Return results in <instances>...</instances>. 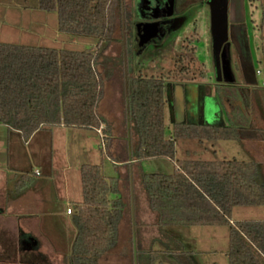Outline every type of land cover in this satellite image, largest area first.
Returning a JSON list of instances; mask_svg holds the SVG:
<instances>
[{"label": "trees", "instance_id": "obj_1", "mask_svg": "<svg viewBox=\"0 0 264 264\" xmlns=\"http://www.w3.org/2000/svg\"><path fill=\"white\" fill-rule=\"evenodd\" d=\"M122 2L37 0L39 11L56 14L59 33L93 38L96 46L76 52L0 43L1 125L20 133L25 140L42 127L59 125L98 130L105 124L104 134L110 133L109 124L97 110L104 83L97 69V50L112 41ZM190 42L184 48L193 54ZM174 62L177 75L188 74L191 57L186 65L180 57ZM167 75L147 78L138 74L129 78L132 159L173 161L175 141L179 139H239L233 127L183 124L173 125L166 138L163 91ZM106 146L104 142L103 147ZM175 165L177 170L172 174H146L140 178L149 209L155 213L156 226L227 227L228 264H264V221L231 222L234 207L264 206V179L256 164L233 158L176 160ZM79 173L82 201L74 207L71 220L75 236L64 263L99 264L117 243L123 213L120 181L104 177L100 165H82ZM170 250L169 247L158 252L160 256L147 257V264H178L169 256Z\"/></svg>", "mask_w": 264, "mask_h": 264}, {"label": "crops", "instance_id": "obj_2", "mask_svg": "<svg viewBox=\"0 0 264 264\" xmlns=\"http://www.w3.org/2000/svg\"><path fill=\"white\" fill-rule=\"evenodd\" d=\"M35 11H39L37 0H0V43L42 47L25 43L27 41L34 44L42 31L39 28H29L26 23V14ZM19 17L21 19L18 21ZM22 19L25 23H22ZM20 23L22 24L21 28L17 26ZM18 31L27 35L25 41L21 44L6 42L7 38H15ZM204 82L205 79L165 80L163 91L165 100L164 119L165 109L168 108L170 134L173 125L176 124L236 128V100L230 106L229 94L224 92L225 97L221 96L222 91L234 89L236 83L232 86L213 85L216 87L215 98L212 93L211 95L208 94L207 87L210 85ZM247 84L253 86L254 82H247ZM196 87L200 88L199 93ZM209 99H213V107L208 104ZM97 110L110 126L109 134H104L105 124H101L99 128H102L103 143L106 142L107 145L103 147L105 154L113 159L112 162L117 167L118 177L112 178H118L120 181V194L123 203L117 243L109 252L113 251L122 241L121 243L125 242V245L121 246V251L124 250L125 255L131 256L133 260L134 250L129 243L132 238L130 223L133 218L143 226L145 224L156 226V216L149 209L146 196L140 185V178L146 174H160L146 171V165L150 164L149 167H155V169L160 168L161 163L159 161L165 158L143 161L132 159L131 150L122 137L127 125L126 122L125 124L117 123L112 115L101 113L99 108ZM126 116L128 118V114ZM59 129L70 128L62 125L42 127L25 140L20 133L10 131L0 124V257L11 259V264H42V260L44 261L46 258L59 256L57 252L62 247V228L65 218L69 217L73 226L71 219L74 207L82 201V197L80 201H77L73 172L75 167L63 155L67 149L65 134ZM118 129L121 130L122 135L112 137L111 135L116 134ZM92 131L100 137L97 130ZM246 141L248 144L245 145L251 144L247 149V154H251L252 147L254 149H263L264 147V139L258 136L247 138ZM219 142L221 141L176 140L174 160L165 159L171 165V170L169 169L166 175L177 170L176 160L221 161L216 154L219 147L216 143ZM222 142H236V140ZM82 165L91 164L80 163L78 165L79 181V170ZM262 176L264 179V175ZM77 187H79V182ZM70 204H72L71 214H67L68 208L64 211V206H70ZM129 211L130 214H128ZM123 218L128 223V230L126 234L124 233L125 235L121 234V226L124 224ZM155 228L144 229L145 232L139 229L141 233L138 236L137 244H139V250H143L141 252L143 258L160 256L161 253L158 252L173 246V243H178L174 237L169 238L170 235L162 238L161 229L157 226ZM153 240L158 241L165 249L154 250ZM159 262L155 264H166Z\"/></svg>", "mask_w": 264, "mask_h": 264}, {"label": "rangeland", "instance_id": "obj_3", "mask_svg": "<svg viewBox=\"0 0 264 264\" xmlns=\"http://www.w3.org/2000/svg\"><path fill=\"white\" fill-rule=\"evenodd\" d=\"M123 2L125 7L124 9H121L120 17L115 23L112 41L102 44L97 50L99 51V64L97 65V69L102 73L104 79L102 98L98 104V108L101 113L104 112L112 115L113 119L116 120L117 123L119 122L120 124H125L126 122L127 125L124 129L122 137L124 138L123 141L128 144L130 148L129 150H131L133 144V129L130 125L128 114L130 101L129 94L131 87L130 81L128 79L129 76H137L138 72L141 74V76L147 78L157 77L158 74L166 76L167 70H171L173 68V62L176 58H182L183 64L186 65L188 59L191 57L192 62L187 75H175L174 77H168L166 80L205 79L204 83L210 85L207 87V90H209L208 94L211 95L212 93L215 98L216 87L213 85L217 83L215 82L212 75L214 73V62L212 61L211 55L209 13L205 5H201L199 2L193 0H179L177 2L178 10H186L187 4L192 5L190 6L189 19L186 23L181 25L182 28L174 37L172 44H170L163 52H160L157 57L155 56L153 60L140 59L139 67L136 69L130 68L131 71L128 73V71L125 70L124 65L122 35L128 36L125 33L128 32L129 34V30L124 33L122 31L127 24L125 19L126 10L128 11L127 4L129 0H123ZM256 4L257 1H253L251 6L246 4V13L254 11L252 8ZM26 15V23L28 24L29 28L33 27L35 29L39 28L42 30L39 33L40 35L36 39L35 43L32 44L26 41L25 43H29L27 45H39L46 48L76 52L84 51L96 46V40L93 38L70 36L59 33L57 30V18L55 13H43L35 11L32 13H27ZM36 18H39V20L35 21ZM20 19L21 18L19 17L18 21ZM22 23H25V21L23 20ZM21 25L22 24L20 23L17 26L21 28ZM19 32L20 31L16 33L15 38H11L9 36L10 38H7L8 40L6 42L21 44L23 41H25V36L27 35ZM183 37H185L184 42L182 40ZM189 40L191 41L190 46L194 47L193 54H188L185 48H180L181 45H188ZM252 54L253 61L251 64V71L254 74V85L249 86L247 81L239 78L236 81L237 83L234 89H226L221 93V96L224 97V92L229 94L228 97L230 98V106L235 102L234 100H236V130L240 138L236 140V142L221 141L216 143V145L219 146L216 154L220 160H230L235 157V159L239 161L252 162L258 167L259 174L264 175V147L263 149H254L252 147L250 150L251 154H247V149L251 146V144L245 145L248 144V141H246L247 138L258 136L259 138L264 139V59H262L255 50H252ZM135 59L136 58H134V61L136 62ZM200 71L203 72L204 76L200 75ZM192 75H194V77H192ZM196 88L198 89L197 92L199 93L200 88ZM207 102L211 105V107H213V99H209ZM217 102L219 103L218 100ZM127 114L128 118L126 116ZM164 122L165 136L169 137L171 128L168 123V108L165 109ZM59 130L65 134L67 149L63 155L65 156V159L69 163H73V167H75L73 172L75 178L74 182L76 184L77 201H80L82 197L78 175V165H80V163L100 165L101 172L104 177H118L117 167H115L112 162L113 159H111L108 154H105L104 148L101 144L103 140L92 133V130L78 128ZM117 135H122L121 130H116V134L111 136L116 137ZM78 139L79 141H77ZM159 162L161 163L160 168L155 169V167H149V164L146 165L148 170H145L150 173L167 174L171 168V165L165 159H160ZM260 175L259 179L261 178ZM78 182L79 187H77ZM71 205L72 204H70V206L65 205L64 211L66 208L71 210ZM129 205L131 206V203ZM128 214H130V211ZM241 221H264V206L234 207L231 213V222ZM123 222L124 224L121 226V234H126L128 230V223L124 218ZM155 227L151 226L150 224H145V226L138 224L133 218V221L130 223L132 238L129 241L134 250L133 260L131 256L125 255L124 250L121 251V246L125 245V242L121 243V241L113 251L107 253V255H104L100 259L99 264H147L148 258H143V256H141V252L143 250L140 251L138 247L139 244H137L139 239L138 236L141 233L139 232V229L145 232L144 229H156ZM62 229V247L57 252L59 256H52L49 259L46 258V260H42V264H65L64 257L62 256H67L70 253L71 244L75 236V230L70 223L69 217L65 218L64 227ZM161 235H163L161 236L162 238L166 237V235H170L178 240V243H176L177 245L173 243V246L170 247L171 250L169 251V253H171L169 256L177 259L179 261L178 264H228L226 256L228 250L227 227L172 226L162 228ZM162 240L165 242L164 239ZM152 243V245H154V250H162L164 248L158 241L155 242L153 240ZM144 260H146V262ZM11 263V259L0 257V264Z\"/></svg>", "mask_w": 264, "mask_h": 264}, {"label": "flooded vegetation", "instance_id": "obj_4", "mask_svg": "<svg viewBox=\"0 0 264 264\" xmlns=\"http://www.w3.org/2000/svg\"><path fill=\"white\" fill-rule=\"evenodd\" d=\"M178 1L172 0V10H169L167 7L169 0H129L128 11L125 9L127 24L122 31L124 33L129 30V34L125 33L128 36L122 35L124 65L128 73L131 71L130 68L139 67L140 59L153 60L155 56L157 57L160 52L172 44L174 37L182 28L181 25L189 19L190 6L192 5L187 4L186 10H178ZM219 1L216 0L218 3ZM253 1H257V4L252 8L254 11L246 13V4L251 6ZM207 2L208 0H204L199 4L205 5L209 13ZM124 7V2H122L121 9ZM144 25L148 26L146 30H143ZM138 26L139 31H137ZM227 27V40L219 54L220 63L218 67L214 65L212 74L215 82L216 73L219 74L222 81L216 82L215 85L232 86L237 83L239 78L247 82H254V74L251 71L252 50H255L264 59V0H227ZM140 39L143 42L141 46H139ZM182 40L184 42L185 37ZM186 46L181 45L180 48L183 49ZM222 53H224V59L221 60ZM134 58H136V62ZM176 70V64L173 62V68L167 70V76L174 77L177 75ZM138 74L140 73L138 72ZM200 75L204 76L203 72L200 71ZM131 77L129 76L128 79ZM224 77L232 81L224 83Z\"/></svg>", "mask_w": 264, "mask_h": 264}, {"label": "water", "instance_id": "obj_5", "mask_svg": "<svg viewBox=\"0 0 264 264\" xmlns=\"http://www.w3.org/2000/svg\"><path fill=\"white\" fill-rule=\"evenodd\" d=\"M209 7V26H210V36H211V49L212 58L214 65L219 66L220 56L222 52V47L227 40V0H220L219 3L216 0H208ZM169 10H172V0H169L167 5ZM155 28V25L153 26ZM148 26L144 25L143 30H146ZM139 31V26L137 27ZM138 36V35H137ZM143 44L140 39L141 46ZM138 46V47H139ZM224 59V53L221 54V60ZM225 62L223 61V64ZM224 82H231V79L224 77ZM216 81L221 82V78L218 73H216Z\"/></svg>", "mask_w": 264, "mask_h": 264}, {"label": "built area", "instance_id": "obj_6", "mask_svg": "<svg viewBox=\"0 0 264 264\" xmlns=\"http://www.w3.org/2000/svg\"><path fill=\"white\" fill-rule=\"evenodd\" d=\"M257 74H259V73H257ZM101 132H102V128H99V129L97 130V133L99 134L100 138L103 139V138H102V135H101ZM101 144H102V146H103V141H102ZM36 174L38 175V172H36ZM66 213H67V214H71V210L68 209V210L66 211Z\"/></svg>", "mask_w": 264, "mask_h": 264}]
</instances>
